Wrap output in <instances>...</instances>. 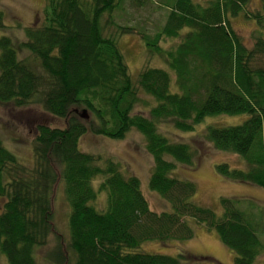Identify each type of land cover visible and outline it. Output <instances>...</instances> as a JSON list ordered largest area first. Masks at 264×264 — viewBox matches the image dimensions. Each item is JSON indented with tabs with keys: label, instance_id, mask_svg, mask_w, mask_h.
I'll return each instance as SVG.
<instances>
[{
	"label": "trees",
	"instance_id": "16d2710c",
	"mask_svg": "<svg viewBox=\"0 0 264 264\" xmlns=\"http://www.w3.org/2000/svg\"><path fill=\"white\" fill-rule=\"evenodd\" d=\"M125 1L44 0L43 24L26 28L24 41L0 37V104L23 109L36 103L63 122L60 128L34 126L30 166L0 139V254L7 264H37L38 252L54 234L44 253L49 264H180L179 257L201 264L184 253L173 257L141 248L146 241L190 240L200 226L216 233L234 264H254L264 256V214L239 208L232 198H219V216L194 203V183L172 175L176 165L191 164L190 147L170 142L159 125L190 131L208 116L245 115L240 125L208 126L205 140L245 162L246 170L216 165L221 177L264 190V35L247 49L229 22L243 14L264 29V0L254 14L245 9L247 0H209L204 6L174 0L151 42L134 27L114 23L112 15ZM128 1L134 8L149 2ZM134 33L171 74L145 67L132 81L118 39ZM180 37L174 49L158 46L161 38ZM22 50L31 60L19 57ZM172 80L176 91L170 90ZM142 96L153 101L145 116L136 110L149 105ZM131 130L143 136L153 161L148 187L169 211L150 210L139 180L126 176L118 163L79 149L87 134L122 140ZM59 184L68 211L67 240L53 223ZM103 194L99 210L94 202Z\"/></svg>",
	"mask_w": 264,
	"mask_h": 264
},
{
	"label": "rangeland",
	"instance_id": "374dc122",
	"mask_svg": "<svg viewBox=\"0 0 264 264\" xmlns=\"http://www.w3.org/2000/svg\"><path fill=\"white\" fill-rule=\"evenodd\" d=\"M208 1L193 0L200 6L206 5ZM173 3L174 0H149L143 8H134L126 0L122 10L115 11L112 17L116 25L134 27L136 33H143L144 38L146 37L147 41L151 42L165 23L168 15L167 6L170 7ZM44 9V0H0V13L5 25V28L0 30V37L5 35L15 42L24 41L26 28L43 24ZM245 9L251 14L260 11L261 0H247ZM229 22L232 30L247 49L252 47L257 36L264 35V29L258 26L252 18H245L243 14L230 18ZM186 31L187 29L182 30L181 36ZM136 33L121 36L118 39V45L132 81L135 82L139 72L145 67L163 69L171 74V70L164 60L154 53L148 52L140 36ZM181 38H161L158 46L163 50L174 49ZM19 57L31 60V55L25 50L20 51ZM170 90L176 91L173 80ZM141 98L149 105H138L136 110L145 116L147 107L152 105L153 101L144 96ZM245 118V115L208 116L200 120L190 131L176 130L168 123L159 125L160 133L170 142L187 144L192 152L191 164L176 165L172 171L173 177L193 182L196 186L193 196L194 203L210 208L217 216L221 215L220 197L237 199L240 201L239 208L250 207L253 210L256 208L264 214L263 189L251 184L229 181L216 172V165L223 163L232 169L246 170L247 167L243 159L231 152L216 150L205 140V131L208 126L220 128L236 126L240 125ZM38 123L56 128L63 126L61 120L44 114L36 103L23 109H13L9 105L0 104V139L4 147L25 166H30L32 162L33 130ZM79 149L82 152L98 155L103 160L118 163L126 176H135L139 180L141 192L150 210L157 213L170 210V205L148 187L153 161L145 149L143 136L137 131H129L122 140H111L87 134L80 139ZM104 199L105 194L97 197L94 202L97 209H103ZM3 203L4 201L0 199V211ZM52 210L54 229L56 233L61 234L67 240L68 211L60 184L56 186L53 193ZM54 237V234L51 235L47 247L38 252L37 264H49L44 260V253L47 248L53 245ZM141 248L145 253L165 254L173 257L184 253L186 256L202 260L201 264H234L232 253L220 243L216 233L206 231L200 226L194 229L193 237L190 240L182 242L170 240L165 244L146 241L141 245ZM179 260L180 264H191L184 258L179 257ZM0 264H7L2 254H0ZM254 264H264V256L258 257Z\"/></svg>",
	"mask_w": 264,
	"mask_h": 264
},
{
	"label": "water",
	"instance_id": "95a60500",
	"mask_svg": "<svg viewBox=\"0 0 264 264\" xmlns=\"http://www.w3.org/2000/svg\"><path fill=\"white\" fill-rule=\"evenodd\" d=\"M81 117H82V118H85V117H86V116H85V113H83V114L81 115Z\"/></svg>",
	"mask_w": 264,
	"mask_h": 264
},
{
	"label": "crops",
	"instance_id": "0c3cea01",
	"mask_svg": "<svg viewBox=\"0 0 264 264\" xmlns=\"http://www.w3.org/2000/svg\"><path fill=\"white\" fill-rule=\"evenodd\" d=\"M145 245V244H144ZM144 247V246H143Z\"/></svg>",
	"mask_w": 264,
	"mask_h": 264
}]
</instances>
